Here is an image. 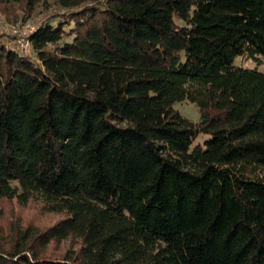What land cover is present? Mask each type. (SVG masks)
<instances>
[{"label": "trees", "instance_id": "obj_1", "mask_svg": "<svg viewBox=\"0 0 264 264\" xmlns=\"http://www.w3.org/2000/svg\"><path fill=\"white\" fill-rule=\"evenodd\" d=\"M54 1L0 36V201L60 217L0 264H264V0Z\"/></svg>", "mask_w": 264, "mask_h": 264}, {"label": "rangeland", "instance_id": "obj_2", "mask_svg": "<svg viewBox=\"0 0 264 264\" xmlns=\"http://www.w3.org/2000/svg\"><path fill=\"white\" fill-rule=\"evenodd\" d=\"M64 11L58 7L54 0H41L33 9L25 7V1L4 4L0 1V36L2 41H8L13 45H25L26 36L36 25L47 20L53 13ZM10 40V41H9ZM236 63L245 67H254L256 64L244 57L236 58ZM258 70L264 73V63L260 64ZM183 116L191 121L199 120L198 107L188 101H180L174 104ZM211 136L200 134L194 144H202ZM59 214L46 212L39 200L34 199L26 205H20L15 200L0 201V246H8L11 243L17 229L24 225H37L44 228L57 220ZM80 241L69 238L60 243H50L45 250L46 255H61L66 250L79 247Z\"/></svg>", "mask_w": 264, "mask_h": 264}, {"label": "built area", "instance_id": "obj_3", "mask_svg": "<svg viewBox=\"0 0 264 264\" xmlns=\"http://www.w3.org/2000/svg\"><path fill=\"white\" fill-rule=\"evenodd\" d=\"M38 25H39V24H38ZM38 25H36L35 27H33V28L29 31V33L27 34L25 45H24V44H21V46L18 45V48L20 49V51H22V52H24V53H30V43H29L28 36H29L33 31H35V29L37 28Z\"/></svg>", "mask_w": 264, "mask_h": 264}]
</instances>
